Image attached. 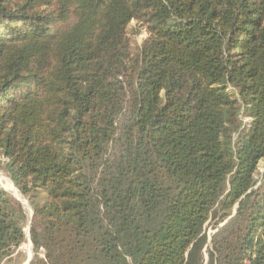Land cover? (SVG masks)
<instances>
[{
	"label": "trees",
	"instance_id": "16d2710c",
	"mask_svg": "<svg viewBox=\"0 0 264 264\" xmlns=\"http://www.w3.org/2000/svg\"><path fill=\"white\" fill-rule=\"evenodd\" d=\"M263 161L264 0H0V264H264Z\"/></svg>",
	"mask_w": 264,
	"mask_h": 264
},
{
	"label": "rangeland",
	"instance_id": "374dc122",
	"mask_svg": "<svg viewBox=\"0 0 264 264\" xmlns=\"http://www.w3.org/2000/svg\"><path fill=\"white\" fill-rule=\"evenodd\" d=\"M138 28H140V23L137 20H132L130 22V24L128 26V30H127L128 35L131 38L132 43L134 45L137 44V43H139V44L142 43V41H144L146 39V37L148 36V32L144 28L141 29V31H139L137 33L136 31H137ZM260 172L261 173L264 172V161L261 162V164H260ZM0 176H1V178H4L5 180H7V181H9V182H11L13 184V181L11 180V178L2 169H0ZM0 185L3 188H5L6 190H9L16 198H18L22 202V204H23V206H24L29 218L31 219L30 215H31V213L33 211L32 206L29 203L28 199L22 194V192H20L21 190L19 191L18 188L16 187V185L13 184V187L18 192V194H15L14 192H12L11 189H8L7 187H5V185L2 182H0ZM27 228H28V226H27ZM210 231H212L211 227H209V232ZM23 247L27 251L28 256H30V255L32 256L33 255L32 245L30 244L29 241L27 243H25Z\"/></svg>",
	"mask_w": 264,
	"mask_h": 264
},
{
	"label": "bare ground",
	"instance_id": "6f19581e",
	"mask_svg": "<svg viewBox=\"0 0 264 264\" xmlns=\"http://www.w3.org/2000/svg\"><path fill=\"white\" fill-rule=\"evenodd\" d=\"M0 182H2L5 185V187H7L8 189H11L12 192H14L15 194H18V192L13 187V184L11 182L5 180L4 178H1V176H0Z\"/></svg>",
	"mask_w": 264,
	"mask_h": 264
},
{
	"label": "water",
	"instance_id": "95a60500",
	"mask_svg": "<svg viewBox=\"0 0 264 264\" xmlns=\"http://www.w3.org/2000/svg\"><path fill=\"white\" fill-rule=\"evenodd\" d=\"M32 215H33V211H32V213H31V215H30L31 218H32ZM27 234H28V236H29V240H30V223H29L28 228H27ZM30 244L32 245L31 240H30ZM31 258H32V256L30 255L29 258L27 259V261H26L25 264H28Z\"/></svg>",
	"mask_w": 264,
	"mask_h": 264
},
{
	"label": "built area",
	"instance_id": "2783aa9c",
	"mask_svg": "<svg viewBox=\"0 0 264 264\" xmlns=\"http://www.w3.org/2000/svg\"><path fill=\"white\" fill-rule=\"evenodd\" d=\"M29 242H30V240H29ZM41 252L44 254V249H43V248H41ZM28 257H29V256H28ZM25 263H26V262H25ZM25 263H24V264H25Z\"/></svg>",
	"mask_w": 264,
	"mask_h": 264
}]
</instances>
